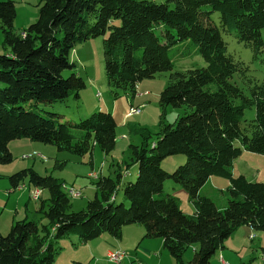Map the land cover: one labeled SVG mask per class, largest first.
Wrapping results in <instances>:
<instances>
[{
  "label": "trees",
  "instance_id": "16d2710c",
  "mask_svg": "<svg viewBox=\"0 0 264 264\" xmlns=\"http://www.w3.org/2000/svg\"><path fill=\"white\" fill-rule=\"evenodd\" d=\"M214 13L218 23L211 18ZM15 16L14 2L1 0L0 163L12 161L9 142L22 138L76 155L92 154L94 146L110 154L117 138L111 112L96 110L72 120L42 108L80 98L85 80L63 71L75 67L71 50L96 37H102L110 88L135 94L141 80L168 72L159 105L186 110L174 123H163L155 138L129 125L141 137L139 144L129 145L135 179L121 181L120 170L115 178L99 174L95 195L80 210H69L65 182L51 174L29 167L9 175L12 188L26 178L48 191L47 204H40L47 222L23 219L13 222L7 234L0 232V264H55L61 238L90 241L103 233L121 238L122 228L132 224L144 228V238H161L175 264H208L240 226L264 231V182L231 171L242 150L264 155V88L246 95L235 82L242 63L227 53L221 33L231 34L255 55L264 54V0H40L38 17L20 33L14 32ZM191 47L206 65L175 70L170 51L176 49L179 59ZM251 107L255 116L242 128L244 110ZM175 154H183L185 162L172 172L164 170L161 161ZM211 176L229 181L222 208L201 194ZM166 179L184 187L193 214L163 190ZM189 246L193 255L184 261ZM261 254L264 260V247Z\"/></svg>",
  "mask_w": 264,
  "mask_h": 264
},
{
  "label": "rangeland",
  "instance_id": "374dc122",
  "mask_svg": "<svg viewBox=\"0 0 264 264\" xmlns=\"http://www.w3.org/2000/svg\"><path fill=\"white\" fill-rule=\"evenodd\" d=\"M12 1L16 9L13 24L14 32L20 33L22 28L27 27L38 17L40 0ZM153 1L161 3L166 0ZM169 5L170 7L174 6L173 3H169ZM211 18L218 23L217 13L212 14ZM221 33L226 42L227 53L235 61L242 63V70L234 75L235 82L243 89L246 95H250L251 89L258 90L261 87L264 88V54L259 53L255 55L252 49L244 45V43L239 42L231 34ZM261 35L264 40V28L261 30ZM2 39L0 28V54L5 51L2 46ZM175 50L170 51L171 58L175 64V70L181 71L206 65L204 59L195 52L194 48L189 51V55L179 57V59H175ZM69 58L75 63V67L72 70L65 69L63 75L68 76L71 72H75L85 80L86 86L80 90V98L76 100L73 97H69L61 102L43 105L42 108L57 112L62 117L72 120L82 118L79 117L80 114L85 117L96 110L111 112L117 125L115 146L108 155H105L98 146H94L92 154L76 155L65 150L57 151V148L53 145L33 142L27 138L12 140L10 144L12 147V161L0 163V225L2 229L0 232L3 235L8 233L11 224L15 221L28 219L40 225L47 222L45 215L40 211V204L42 201L47 204L48 191L46 189L35 188L26 178L17 188H12L8 180L9 175L20 169L29 167L40 175L51 174L64 181L65 188H71L79 192L78 195L70 197L69 210H80L85 207L88 199L93 198L96 190L94 182L99 174L115 178L116 173L120 170L123 175L121 181H133L135 179V176L132 175L131 177L132 167L134 166L129 165V145L139 144L141 137L138 133H131L129 125L147 129L151 134V138H155L163 123H174L176 118L186 110L184 106L159 105V93L168 83V72L158 73L154 78L141 80L136 84L135 94H126L123 90L110 88L104 73L101 36L76 45L71 50ZM2 85L0 82V86ZM131 108H138L139 111L128 115ZM254 116L255 108H246L241 127H247L250 123L249 121ZM185 160L186 157L183 154H175L163 159L161 167L168 172H172L174 168L183 164ZM232 166L231 171L234 176L242 174L249 181L264 182L263 154L242 150L241 154L233 161ZM228 183L229 181L226 178L211 176L202 192L213 196L216 205L222 207L226 204L228 195L226 192L221 194L218 190L214 191V188H224ZM121 185L122 182L118 186L119 189L115 195V202L117 203L120 202V198L122 197ZM36 189H38L39 195L35 199L32 197V193ZM163 190L178 197L181 210L186 214H192L193 206L188 201L187 192L181 184L174 182L172 179H166L163 183ZM140 233L141 229L140 232H134L130 239H124L126 244L124 246L131 245V241L137 239ZM102 235L107 236L109 234L103 233ZM249 235L242 240H236L228 246V259H225L227 263L264 264L260 255L261 236L264 235V231L253 230ZM147 243L144 245L147 248H152L153 244L148 245ZM58 246L59 249L54 257L55 264H77L73 260H78L82 264H95L98 258H101L98 264H116L108 261L106 255L103 256V253H95L93 255L91 244L88 241L80 240L76 235L61 238ZM261 246L264 247V245ZM193 248L194 246H189L184 250V261L191 260ZM126 251L128 254L130 253L128 250ZM126 251L124 252L126 253ZM144 253L146 264H175V260L167 250H165V254L155 256H150V253H146L145 251ZM218 254L217 252L216 256ZM73 257H77L78 259H74ZM210 264H219V261L213 260Z\"/></svg>",
  "mask_w": 264,
  "mask_h": 264
},
{
  "label": "crops",
  "instance_id": "0c3cea01",
  "mask_svg": "<svg viewBox=\"0 0 264 264\" xmlns=\"http://www.w3.org/2000/svg\"><path fill=\"white\" fill-rule=\"evenodd\" d=\"M24 28H22L23 30ZM83 115L80 114L79 117H82ZM12 142V141H11ZM11 142H9V150L11 152L12 147H11ZM133 171L131 172V177L132 175L135 176L136 175V166L132 167ZM209 182V180L206 182V184ZM205 184V185H206ZM204 185V186H205ZM229 185V183H228ZM228 185L226 187H228ZM204 186L201 188V194L211 197L213 200V196L209 195L208 193H203L202 190L204 188ZM226 187L222 188V187H215V190H218L221 194H224V191L226 189ZM95 195V192H94ZM93 195V196H94ZM89 200V199H88ZM223 207V206H222ZM219 207V208H222ZM194 208L192 210V214H193ZM132 226H136V227H132ZM141 229V233L140 236L131 241V245H128L127 247H125L124 245V239H130V237L132 236V234L134 232H140ZM0 230L1 229V225H0ZM143 231L144 228L140 225H136V224H132V225H126L122 228V235L121 238H115L112 237L110 235H101L100 237H97L93 240L88 241L89 244H91V248H92V254L94 255L95 253H103V256L106 255V253L108 251H112V250H128L130 253L128 254V252L126 250V256L123 258L122 262L120 264H146V257H144V251L146 253H150V256H155L158 254H165V248L163 246V240L161 238H144L143 237ZM253 231V229H251L248 226H240L239 228H237V230H235V232L233 234H231L225 241V245L219 249L217 252L219 253L216 256V253L212 256V258L210 259V262L208 264L211 263V261L213 260H218L219 264H229L227 263V261H225V259H228V246L231 245L232 243H234L236 240L238 239H244L245 237L250 236L249 234ZM145 232V231H144ZM248 234V235H247ZM252 235V234H251ZM261 236V235H260ZM250 238V237H249ZM261 245H264V235L261 236ZM148 242L147 244H153L152 248H147L144 244ZM142 244V245H141ZM260 245V248L263 247ZM125 247V248H124ZM140 249H142L140 251ZM154 254V255H153ZM260 255L262 257L261 251H260ZM158 257V256H156ZM74 259H78L77 257H73ZM160 258V257H159ZM263 260V258H262ZM75 263L77 264H82L81 262H78V260H73ZM101 261V258H98V260L95 262V264H98V262ZM264 262V260H263Z\"/></svg>",
  "mask_w": 264,
  "mask_h": 264
},
{
  "label": "built area",
  "instance_id": "2783aa9c",
  "mask_svg": "<svg viewBox=\"0 0 264 264\" xmlns=\"http://www.w3.org/2000/svg\"><path fill=\"white\" fill-rule=\"evenodd\" d=\"M132 111L133 110H130L128 115H131ZM76 193L78 194L79 192H76ZM32 197L36 199L37 193L36 192L32 193ZM125 256H126V253L123 250H112L106 253V259L116 264H120Z\"/></svg>",
  "mask_w": 264,
  "mask_h": 264
},
{
  "label": "bare ground",
  "instance_id": "6f19581e",
  "mask_svg": "<svg viewBox=\"0 0 264 264\" xmlns=\"http://www.w3.org/2000/svg\"><path fill=\"white\" fill-rule=\"evenodd\" d=\"M138 108H131L130 110H133L132 111V113H135V112H137V111H139V110H137ZM66 189V193L71 197V196H76V195H78L77 193H76V191H74L73 189H67V188H65ZM34 192H36L37 193V198H38V195H39V191H38V189H36Z\"/></svg>",
  "mask_w": 264,
  "mask_h": 264
}]
</instances>
